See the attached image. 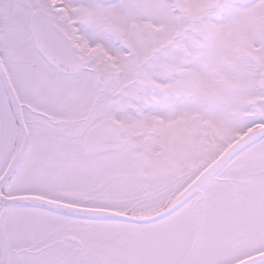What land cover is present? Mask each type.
<instances>
[{
	"label": "snow or ice",
	"instance_id": "6c2138e0",
	"mask_svg": "<svg viewBox=\"0 0 264 264\" xmlns=\"http://www.w3.org/2000/svg\"><path fill=\"white\" fill-rule=\"evenodd\" d=\"M0 264H264V0H0Z\"/></svg>",
	"mask_w": 264,
	"mask_h": 264
}]
</instances>
